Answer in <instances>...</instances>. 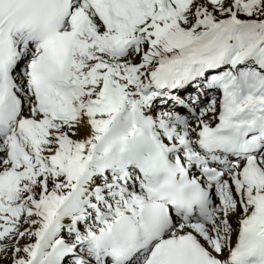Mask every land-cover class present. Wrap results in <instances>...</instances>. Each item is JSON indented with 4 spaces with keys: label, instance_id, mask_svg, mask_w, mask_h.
Wrapping results in <instances>:
<instances>
[{
    "label": "snow or ice",
    "instance_id": "obj_1",
    "mask_svg": "<svg viewBox=\"0 0 264 264\" xmlns=\"http://www.w3.org/2000/svg\"><path fill=\"white\" fill-rule=\"evenodd\" d=\"M3 262L264 264V0H0Z\"/></svg>",
    "mask_w": 264,
    "mask_h": 264
},
{
    "label": "bare ground",
    "instance_id": "obj_2",
    "mask_svg": "<svg viewBox=\"0 0 264 264\" xmlns=\"http://www.w3.org/2000/svg\"><path fill=\"white\" fill-rule=\"evenodd\" d=\"M3 264H8V262H3Z\"/></svg>",
    "mask_w": 264,
    "mask_h": 264
}]
</instances>
